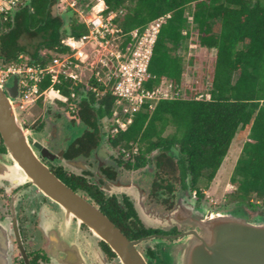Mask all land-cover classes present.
Returning <instances> with one entry per match:
<instances>
[{
    "label": "trees",
    "instance_id": "16d2710c",
    "mask_svg": "<svg viewBox=\"0 0 264 264\" xmlns=\"http://www.w3.org/2000/svg\"><path fill=\"white\" fill-rule=\"evenodd\" d=\"M102 1L106 6L104 16L115 13L113 22L123 33L170 13L153 46L148 72L154 78L147 82L148 88L162 78L179 88L183 72L179 52L189 35V6L198 46L215 50L208 99L161 100L151 113L135 114L126 131L108 137L109 146L118 152L137 144L138 153L122 159L123 165L128 169L144 168L154 164L155 151L163 158H171L172 149L178 157L181 183L184 185L188 178L190 189L202 199L204 192L198 183L204 181L203 187L208 188L234 137L246 134L230 179L236 184L231 199L235 207L247 210L255 211L264 205V4L260 0ZM57 3L58 0H27L10 20L0 22V63H17L20 57H26L29 65L45 67L53 55L67 51L61 45L63 38H80L86 33L75 14L60 12ZM184 30L186 34L182 35ZM49 85L50 75H46L38 89L43 91ZM88 86L102 90L94 79ZM54 88L68 98L67 103L60 104L66 105L70 122L80 123L98 139L102 124L111 116L114 97L110 92L97 96L85 85H73L64 78ZM72 92L75 98L70 97ZM168 127L173 131L163 135ZM161 166L155 163V175L168 174V169ZM165 188L171 191L172 185L162 177L159 192L164 194ZM253 197L261 206L251 201Z\"/></svg>",
    "mask_w": 264,
    "mask_h": 264
},
{
    "label": "flooded vegetation",
    "instance_id": "af4514ba",
    "mask_svg": "<svg viewBox=\"0 0 264 264\" xmlns=\"http://www.w3.org/2000/svg\"><path fill=\"white\" fill-rule=\"evenodd\" d=\"M11 81L6 82L5 88L11 86ZM17 91L16 98L11 101L14 112L20 106L19 87ZM3 92L8 95L6 90ZM65 120L70 121L71 116L66 109L61 112L57 108L30 122L21 119L19 124L25 142L37 159L60 182L97 209L128 240L139 241L136 249L146 264H168L167 254L180 239V228L146 226L135 210L133 195L115 185H138L145 191V207L159 212L171 211L178 201L190 205L192 198L199 206L202 199L190 189L188 178L184 179V185L180 181L176 152L170 150L171 158H163L158 150L154 152L153 165L162 164L168 169V174L152 175L149 177L150 184L146 186L142 182L145 175L136 179L133 176L139 169L126 168L117 150L116 155H112L115 149L107 142L109 135L104 124L99 130L98 139L92 131L85 129L73 138L66 134ZM104 151L109 155L103 154ZM8 153L0 134V156ZM5 164L8 163H0V264H51L54 230L49 224L57 222L55 214L62 218L63 211L31 180L23 175H12L7 168H2ZM162 177L168 178L172 185L171 191L164 189V194L159 192ZM260 215L264 217V212ZM71 221L78 220L72 217ZM79 228L84 236L93 235L84 222H79ZM97 243L106 264H120L116 254L103 240Z\"/></svg>",
    "mask_w": 264,
    "mask_h": 264
},
{
    "label": "water",
    "instance_id": "95a60500",
    "mask_svg": "<svg viewBox=\"0 0 264 264\" xmlns=\"http://www.w3.org/2000/svg\"><path fill=\"white\" fill-rule=\"evenodd\" d=\"M18 80L11 86L0 84V134L8 155L0 156L2 168L12 175H23L36 184L62 209L52 240L51 264H106L98 246L103 240L116 254L120 264H146L136 249L139 241L128 240L104 215L88 205L60 182L25 142L11 101L18 94ZM3 90H6V95ZM135 199V210L146 226H178L179 240L167 254L171 264H264V217L245 219L230 212L212 214L201 205L178 201L169 212L145 207V191L138 185H115ZM72 217L77 222L71 221ZM84 222L92 231L84 236L79 228Z\"/></svg>",
    "mask_w": 264,
    "mask_h": 264
},
{
    "label": "built area",
    "instance_id": "2783aa9c",
    "mask_svg": "<svg viewBox=\"0 0 264 264\" xmlns=\"http://www.w3.org/2000/svg\"><path fill=\"white\" fill-rule=\"evenodd\" d=\"M26 1L0 0V22L10 20ZM57 8L60 12L74 13L87 31L80 38H63L61 45L67 51L53 55L45 67L29 65L22 57L17 63L0 64V84H6L13 77L18 80L20 108L40 97L67 103L68 98L54 88L61 78L70 79L73 85L83 84L97 96L108 91L114 97L111 116L105 122L110 137L126 131L135 114L151 113L159 101L179 97V88L168 79L162 78L152 88L146 86L154 78L148 72L153 46L170 13L155 18L142 28L123 33L113 22L115 13L104 16L106 6L102 0H58ZM186 19L191 27L192 16L186 14ZM185 34L186 31H182V35ZM46 75H50V85L39 91L38 83ZM91 79L102 88L101 91L88 86ZM70 97L75 98V93L72 92ZM119 152L126 160L138 153V146L130 144L129 149L120 148Z\"/></svg>",
    "mask_w": 264,
    "mask_h": 264
},
{
    "label": "rangeland",
    "instance_id": "374dc122",
    "mask_svg": "<svg viewBox=\"0 0 264 264\" xmlns=\"http://www.w3.org/2000/svg\"><path fill=\"white\" fill-rule=\"evenodd\" d=\"M260 2L264 4V0H260ZM188 11H192V6L188 7ZM74 17L76 18L77 16L75 15ZM214 28L218 30V25H215ZM189 32V36L182 42V49L179 52L180 56L182 57L183 72L182 80L178 89V98L195 100L206 99V94L211 84L215 51L205 50L204 48L202 49L200 46H198V35L195 26H191L189 28ZM24 59L27 61L26 57H24ZM236 77L237 74H234L233 78L235 79ZM57 108L62 112L63 109H66V105L60 104L59 100L50 101L44 100L42 97H40L34 103L26 104L24 108H20L19 106V109L15 111V114L17 115L18 121L23 119L30 122L39 115L44 113L46 114V112L55 111ZM64 125L66 134L73 138L78 136L84 129L80 123H71L68 120H65ZM172 131V127H168L164 131L163 135H167ZM246 140V134L234 137L227 154L225 155V158L223 159L214 179L211 181L208 188L205 189L203 187L204 181H200L198 183V188L202 189L204 192V196L200 205L206 209L207 212L216 214L222 211L226 212L224 210L229 209L228 212H230L232 215L245 219H252L260 215V212H264V205L261 206L260 201L258 200L257 202V199L254 197L251 199V201L261 206L255 211L249 209L247 210L243 207H235V200L231 199L232 193L236 191V184L232 183L230 179L232 177L234 165L240 156L242 145ZM104 144H106V142ZM103 154L109 155L107 151H104ZM112 155H116V149L112 151ZM152 170H154V165L150 164V166L134 172L133 176L136 179L141 178L142 175H145L146 178L142 182L148 186L150 184L149 177L154 175ZM156 177L158 176L156 175ZM190 205H195L193 198L190 201ZM55 220H57V223H59V215L55 214ZM49 227L55 228L56 230V224L54 222L50 223ZM167 263L171 264L169 258Z\"/></svg>",
    "mask_w": 264,
    "mask_h": 264
},
{
    "label": "crops",
    "instance_id": "0c3cea01",
    "mask_svg": "<svg viewBox=\"0 0 264 264\" xmlns=\"http://www.w3.org/2000/svg\"><path fill=\"white\" fill-rule=\"evenodd\" d=\"M186 14H191V13H189V11H186ZM191 16V15H190ZM215 25L217 26L218 24L217 23H215ZM192 26H193V24H192ZM189 28H190V26H189ZM215 29V28H214ZM215 31H217L216 29H215ZM188 32H189V29H188ZM190 33V32H189ZM189 36V35H188ZM200 48H202V47H200ZM203 49V48H202ZM205 50H208V49H206V48H204ZM210 51H215L214 49H209ZM164 79H166V78H164ZM206 96H208L207 94H206Z\"/></svg>",
    "mask_w": 264,
    "mask_h": 264
},
{
    "label": "bare ground",
    "instance_id": "6f19581e",
    "mask_svg": "<svg viewBox=\"0 0 264 264\" xmlns=\"http://www.w3.org/2000/svg\"><path fill=\"white\" fill-rule=\"evenodd\" d=\"M98 7H100V6H98Z\"/></svg>",
    "mask_w": 264,
    "mask_h": 264
}]
</instances>
